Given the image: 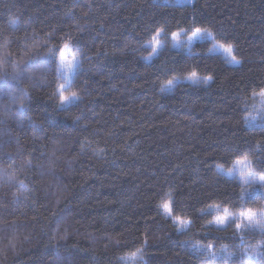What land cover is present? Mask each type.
<instances>
[{
	"label": "trees",
	"instance_id": "16d2710c",
	"mask_svg": "<svg viewBox=\"0 0 264 264\" xmlns=\"http://www.w3.org/2000/svg\"><path fill=\"white\" fill-rule=\"evenodd\" d=\"M193 27L232 43L241 63L208 53L209 39L141 59L159 28L167 40ZM65 43L80 64L67 90L80 98L61 107ZM0 61V264H134L137 249L147 264L213 258L186 235L244 264L259 233L209 225L206 210L264 207V188L241 203L246 186L222 172L245 153L264 172V127L245 122L264 88V0H0ZM175 216L191 218L189 232Z\"/></svg>",
	"mask_w": 264,
	"mask_h": 264
},
{
	"label": "snow or ice",
	"instance_id": "6c2138e0",
	"mask_svg": "<svg viewBox=\"0 0 264 264\" xmlns=\"http://www.w3.org/2000/svg\"><path fill=\"white\" fill-rule=\"evenodd\" d=\"M187 3L189 5H194L195 0H187ZM187 31V30H183ZM165 32L164 28H159L156 31V34L151 38L150 42L154 44L155 46H158L160 44V36L162 33ZM172 37L174 39L179 38V32H172ZM208 38L212 41V47L209 48V51H213V49H223L224 53L227 54L229 59V63H241L240 59H237V55L234 52V45L230 42H225L223 39H218L216 34L212 32L211 29L205 28V27H193L190 31V35L188 37L189 41L191 42L193 39H204ZM8 45V40H4V48L6 49ZM69 49V44L65 43L63 45V48L59 50L58 55V71L65 77V83H60L58 85L59 90V100H60V106L64 107L67 105H70L73 103L74 100L71 98L65 99L63 93L65 91V84L68 86L71 85L73 75L76 72L77 68L80 66L79 59L76 52H73L71 56L69 57L67 54V50ZM49 53H52V49H49ZM6 63V61H0V66H3ZM41 68H45L46 65H41ZM175 78V77H174ZM187 79H191L193 82H197L200 78V74L197 70H192L188 73ZM206 79H213L211 75L206 77ZM261 97H264V88H262L259 93ZM73 97L76 96L75 93L72 94ZM253 95H257V93H253ZM255 117H252L248 123H253L255 121ZM260 124L262 127H264V119L260 121ZM252 157L245 153L241 158L237 159L235 161V165H240L239 169V178L242 179L243 185H247L248 188H251L255 184H259L261 188H264V174H261L259 176L255 175L252 172V165H251ZM247 169V171H246ZM236 169L233 168L229 171H235ZM23 183V181H21ZM241 203L244 201V196L246 193V188L241 187ZM161 206L165 212L166 215L172 214V199L169 197L168 200L163 201L161 203ZM209 207H217L219 208L220 205L218 204H212L209 205ZM203 211V209L201 210ZM231 212L227 207L224 209V215L223 216H217L216 217V225H228L230 219H231ZM175 221L177 222V226H186L188 223H191L190 217H181V216H175ZM211 223V222H209ZM235 229L239 232L241 236L244 235V230H252L257 231L261 236H264V209H257L254 210L252 207H248L245 210H241L239 213V218L233 222ZM197 243H200L199 241ZM203 248L207 249L213 256L215 253L212 251L215 247L214 243L212 241H209L206 244L202 245ZM226 247V246H224ZM197 251H200L199 248H197ZM137 253H141V249H137L136 252L131 253V256L135 259L137 257ZM142 259V256L140 257Z\"/></svg>",
	"mask_w": 264,
	"mask_h": 264
},
{
	"label": "clouds",
	"instance_id": "9594fccd",
	"mask_svg": "<svg viewBox=\"0 0 264 264\" xmlns=\"http://www.w3.org/2000/svg\"><path fill=\"white\" fill-rule=\"evenodd\" d=\"M161 35H163V33ZM189 35H190V33L184 32V33H179L178 39H174L172 37V35H170L167 40H162L159 38L160 44L158 46H155V47H154L153 43L148 41L146 44V47H148L149 50H148L147 54L144 57H142L141 59H143L145 62L151 63L152 60L157 57L158 53L160 51H162L164 48L170 47L174 50V49H177L178 47L179 48L189 47L194 41L197 40V39H193L190 42L188 39ZM185 42H187V43L185 44ZM210 46L212 47V41H211ZM211 52L212 51H209V49H208V53H211ZM196 54H198V53H196L195 51L192 52V55H196ZM237 59H239V58L237 57ZM208 76L200 77L199 80L197 82H194V83H196L197 85H202L204 87H208L211 85L212 80H213V79H206V77H208ZM176 79H178V77L173 76L171 79L165 80L164 86L173 85L175 83ZM68 87L69 86L67 84H65V89H68ZM161 91H163V88H161ZM73 93L76 94L75 97H73V95H72ZM258 93H257V95H254V96H258L259 100L250 107L249 111H247L245 113V122L246 123H248V121H250L252 119V117L256 118L253 123H259L260 124V121L262 119H264V97H261ZM63 95H64L66 100L69 98H71L72 100H79V98H80L79 92L77 90H74V89L65 90ZM58 104L60 105V100H58ZM219 167H223V164L219 165ZM231 169H233V168H227L225 170V178L230 177L231 174L234 173V171H229ZM246 171H247V169H246ZM252 172L257 176L264 174V172L257 173L253 167H252ZM255 185L259 186L258 183ZM255 185H253L251 188H248V186L245 185L246 186L245 187L246 193H248L250 190H252ZM224 209H225V207L222 210L220 209V207L219 208L209 207L206 210V211L212 213L211 219L209 220V222H211V223L208 222L209 225H216V217L217 216H223L224 215ZM260 209H264V207H261ZM229 211L232 214L231 219L233 220V222L236 221L239 218L240 211L238 213L233 212L230 209H229ZM224 226H226V225H224ZM191 227H192V222L188 223L186 226H183V225L179 226V227L177 226V230L178 231L183 230L185 233H187L190 231ZM250 231H252V230H250ZM256 232H258V230ZM259 237L260 238L256 239L255 242L245 240L243 247L240 249V251L243 252L244 256H245L244 264H264V236H261L259 234ZM198 241L200 243H197ZM182 243L187 244L191 248H194L196 250H197V248H199L200 251L205 250V248L202 247V245L205 244V242L202 240H198V239L194 240L191 235H186L184 240L182 241ZM224 246H226V247H224ZM222 251H226V258L223 259L222 261L218 262L215 259V256L218 255ZM208 255L213 256L209 251H208ZM232 255H234V252L228 245H226V244L221 245L219 248L216 249L215 255L213 256L212 259H208L207 256L205 257L203 264H229L228 258H230ZM137 256L139 257V264H147V260L143 257V255L141 253H137ZM141 256H142V259L140 258Z\"/></svg>",
	"mask_w": 264,
	"mask_h": 264
},
{
	"label": "rangeland",
	"instance_id": "374dc122",
	"mask_svg": "<svg viewBox=\"0 0 264 264\" xmlns=\"http://www.w3.org/2000/svg\"><path fill=\"white\" fill-rule=\"evenodd\" d=\"M166 2H170V3H177V4H188L187 3V0H165ZM179 33H184V32H179ZM160 39H162V40H165L164 39V33H163V35H161L160 36ZM205 39H208V38H204V39H197L196 41H194L189 47H185L186 49H189L194 43H196L197 41H202V40H205ZM210 40V39H209ZM187 42H185V44H186ZM177 49H180L179 47L177 48ZM213 52H215V53H220V54H222L228 61H229V59H230V57H228L227 56V54L226 53H224V51H223V49H219V48H217V49H214L213 50ZM73 53V50H72V48H71V46L69 45V49L67 50V54H68V56L70 57L71 56V54ZM230 64H232V65H238V64H236V63H230ZM240 64V63H239ZM57 73L59 74V76H60V78H61V80H62V82L61 83H65V77L58 71V67H57ZM75 74V73H74ZM73 77H74V75H73ZM73 80V79H72ZM65 90H67V89H65ZM259 100V97H258V99H257V101ZM74 101H76V100H74ZM73 101V102H74ZM240 165H234V167L233 168H235L236 170L234 171V173H232L231 174V177H237L241 182H243L242 181V179H240L239 178V169H240ZM222 172H224L225 173V171L224 170H222ZM222 210V209H221ZM233 222V220L232 219H230V221H229V223L230 222ZM228 223V224H229ZM216 226H218V227H220V226H222V225H216ZM245 231H249V230H244V232ZM134 264H139V262H136V263H134Z\"/></svg>",
	"mask_w": 264,
	"mask_h": 264
}]
</instances>
